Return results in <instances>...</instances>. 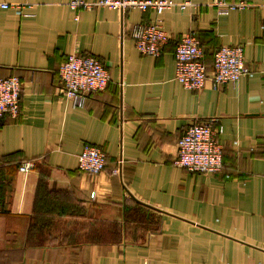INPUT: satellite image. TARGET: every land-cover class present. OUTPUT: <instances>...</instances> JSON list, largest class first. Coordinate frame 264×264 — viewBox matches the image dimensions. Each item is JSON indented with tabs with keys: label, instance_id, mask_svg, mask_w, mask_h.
<instances>
[{
	"label": "crops",
	"instance_id": "crops-1",
	"mask_svg": "<svg viewBox=\"0 0 264 264\" xmlns=\"http://www.w3.org/2000/svg\"><path fill=\"white\" fill-rule=\"evenodd\" d=\"M71 1L0 0L29 4V15L0 8V77L22 81L18 117L0 121V176L11 180L0 264H264V0H226L248 4L227 14L214 0H171L192 5L133 8L123 21ZM158 17L170 41L159 56L141 54L131 30ZM188 32L208 75L222 46H243L251 75L184 87L175 49ZM73 53L95 56L111 76L82 108L62 95L59 69ZM212 117L223 127L222 172L175 166L188 126ZM86 145L107 155L99 174L79 169ZM26 161L35 166L24 172Z\"/></svg>",
	"mask_w": 264,
	"mask_h": 264
},
{
	"label": "built area",
	"instance_id": "built-area-1",
	"mask_svg": "<svg viewBox=\"0 0 264 264\" xmlns=\"http://www.w3.org/2000/svg\"><path fill=\"white\" fill-rule=\"evenodd\" d=\"M219 14H227L234 9L248 6L244 2L214 0ZM29 4L0 2V8L14 9L18 14ZM73 8L92 9L102 6L118 10L124 20L130 9L143 12L153 10L160 15L165 10L179 7L181 10L192 5L191 2H174L171 0H72ZM124 33V28H123ZM137 50L144 55L159 56L170 41L169 33L164 29L158 17L152 22H141L131 30ZM205 50L198 37L186 33L177 43L175 49L176 80L192 90L203 89L210 81L215 89L227 83H237L242 76L251 75L246 63L243 46H222L213 56L212 74L208 75L205 62ZM59 76L63 83L62 95L70 100L74 107H85L93 92L105 90L111 76L104 64L95 56L78 53L70 54L60 66ZM22 81L19 76L0 77V121L6 116L16 119L20 113ZM219 118L212 117L199 120L188 126L178 140V151L174 165L188 172L204 174L222 172L224 165V148L219 140L223 127ZM120 158L118 164H123ZM107 164L106 153L98 146L86 145L78 156L79 169L90 175L102 172ZM35 164L26 161L20 164L21 171L33 169ZM229 177V176H228ZM95 194L92 193L91 196Z\"/></svg>",
	"mask_w": 264,
	"mask_h": 264
},
{
	"label": "trees",
	"instance_id": "trees-1",
	"mask_svg": "<svg viewBox=\"0 0 264 264\" xmlns=\"http://www.w3.org/2000/svg\"><path fill=\"white\" fill-rule=\"evenodd\" d=\"M10 178L6 177L4 175L0 176V204H3L5 199H4V195L2 193H4L5 188L7 189L8 184L9 183ZM11 181V180H10Z\"/></svg>",
	"mask_w": 264,
	"mask_h": 264
}]
</instances>
